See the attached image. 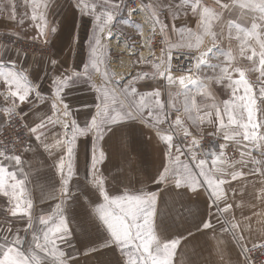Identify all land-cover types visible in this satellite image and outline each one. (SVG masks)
<instances>
[{"label": "snow or ice", "instance_id": "snow-or-ice-1", "mask_svg": "<svg viewBox=\"0 0 264 264\" xmlns=\"http://www.w3.org/2000/svg\"><path fill=\"white\" fill-rule=\"evenodd\" d=\"M27 3L37 33L30 39H40L47 47L50 36L58 35L61 25L49 26L43 10L50 7L48 0H27ZM9 8L6 19L15 23L14 0H9ZM75 8L82 16L91 18L87 49L80 56L78 37L73 35L68 49L77 53L75 61L53 59L55 53L46 57L58 73L51 80L50 96H44L39 85L30 79V69L18 66L17 60L11 58L13 50L17 57L21 54L20 49L11 47V37L16 33L4 34L9 43L3 45L5 55H0V87L3 89L0 91V125L4 126L0 133L9 128L26 129V138L34 140L37 147L42 146L53 158L60 187L58 196L55 190L49 193L58 202L49 211L37 215L27 188L25 161L16 149L17 143L26 144V138L19 134L15 139L0 138V198H3L0 216L7 224L6 228L0 226L3 233L0 264H80L79 250L87 254L96 252L97 247L119 252L114 264H176L184 237L180 232H169L165 236L160 231L159 193L141 188L137 192L125 189L123 194L113 195L101 172V165L106 162L102 144L116 138L120 146L126 148L129 140L123 130L131 128L136 121L154 128L161 142L160 165L148 179L157 187L160 184L174 186L173 190H179L177 195H200L202 189L208 198L209 218L201 215L195 225L197 230L214 231L219 226L222 233H231L236 238L243 264H257L252 253L259 249L264 256V243L247 247L241 224L234 217L231 220L226 217L234 207L229 203V190L236 191L233 182L252 176L264 178V0H215L214 6L204 0H182L164 6L141 0L135 8H128L127 0H76ZM125 8L128 19L124 23L134 27L140 38L139 48L124 41L132 50L131 55L140 52L130 67L145 66L150 71L120 75L109 70L111 56L107 38L112 36L116 18ZM137 12L143 14L145 25L149 26L147 34L145 26L132 19ZM181 12L188 19L196 18L195 27L181 20L179 39L173 42L177 27L166 20L177 21ZM237 12L239 19L250 17V23L226 19ZM19 23L23 24L24 20ZM225 28L228 29L227 39L238 41L236 49L223 48ZM206 38L209 43L205 46ZM157 46L158 55L154 52ZM144 48L148 49L147 54L140 51ZM241 60L247 63L242 64ZM61 68L64 70L60 71ZM207 70L211 75L203 78L198 75ZM177 72L181 74L176 75ZM93 73L98 74L99 81L93 79ZM248 73H255V80H250ZM145 80L157 86L150 91H140L143 87L140 82ZM82 83L90 84L95 92L94 109L85 105L83 124L78 121L79 113L74 111L72 103L65 102L73 91L71 85ZM214 85L224 89L226 99L217 100L212 91ZM165 93L167 100L162 98ZM201 97L210 103H201L198 99ZM46 101H50V106ZM41 105L45 106L43 112ZM181 111L185 118L179 115ZM173 112L176 113L174 118ZM204 125L213 127L209 135L219 136L223 142L216 150L198 153L201 139L193 129L203 131ZM180 132L183 144L179 142ZM89 138L86 176L91 187L86 188L79 180L74 182V177L79 170L78 142L88 144ZM31 140L27 141L25 152L32 150ZM229 150L238 152L239 159L230 156ZM257 198L264 199V188ZM213 207L217 211L216 225L211 219ZM76 208L85 210L86 223L77 218ZM185 211L192 214L191 208ZM14 223L22 224L23 228L14 229ZM89 225L95 236L89 232ZM65 246L71 251H66ZM260 264H264V260Z\"/></svg>", "mask_w": 264, "mask_h": 264}, {"label": "crops", "instance_id": "crops-1", "mask_svg": "<svg viewBox=\"0 0 264 264\" xmlns=\"http://www.w3.org/2000/svg\"><path fill=\"white\" fill-rule=\"evenodd\" d=\"M88 16H82L78 9L73 5L68 8L60 20L56 24L61 25L58 35L53 34L49 38L48 50L42 54H30L21 52L17 57L15 50L10 53L13 60H17L18 66H23L25 69H30V79L33 83L39 85L44 96H50L51 80L58 73L53 69L46 57L50 53H55L53 59L67 58L69 63L77 59V53L83 56L87 49L88 34L91 26V20ZM0 30V55H5L3 45L7 44L2 40V32ZM78 37L79 48L77 53L70 52L68 49L72 36ZM13 49H15L13 47ZM7 58V57H6ZM124 58V57H122ZM118 71L121 74L128 73L130 67L126 60L119 61ZM67 67V65H65ZM110 70L113 72V70ZM117 67V66H115ZM137 68V67H136ZM135 68L134 71H137ZM64 69L61 68L60 71ZM93 79L99 81L98 74L93 73ZM127 80L124 81L126 83ZM143 87L140 91H150L148 88L154 84L151 80L140 82ZM73 91L66 98L65 102H71L74 111H78V121L83 124L86 119L84 113L88 107L94 109L95 92L90 84L71 85ZM145 88V90H143ZM0 87V91H2ZM2 99V97H0ZM50 106V101L45 102ZM41 112L45 110V106L41 105ZM28 111L27 108L24 109ZM90 119V117H88ZM3 125H0L2 128ZM166 129V126H163ZM128 136V144L126 148H122L116 138L109 140L107 144H102L105 150L106 162L101 165V172L106 179V187L113 195L123 194L125 189L130 192H137L141 188L145 191L158 192L157 222L161 225L160 231L163 235L172 232H180L184 237L178 248L176 264H243V256L240 255V246L236 243V238L231 233H222L219 226L212 230H197L195 226L200 220L201 215L205 219L208 217L209 208L207 206V194L201 189L200 195L192 193H180L179 190H173L174 186L160 184L158 187L148 177L153 176L160 165V147L161 142L156 136V130L139 121H136L129 129L123 130ZM84 138H81L83 140ZM31 140V138L29 139ZM32 150L23 151L22 157L25 161L24 170L28 173L27 188L34 202L36 214L47 212L51 207L58 202L50 197L49 193L53 190L59 195L60 178L54 167L53 158L43 150L42 146L37 147L36 142L31 140ZM78 172L75 180L80 181L82 187L90 188L87 183L86 176V161L88 151L90 150L89 143L80 144ZM30 165V166H29ZM11 170V169H10ZM232 187L236 189L233 193L229 190V203L234 205L230 211L232 218L241 224L243 235L247 247H251L254 243L259 245L264 243V199H258L260 190L264 188V178L259 176L249 177L247 180L241 179L239 182H233ZM167 189V190H166ZM75 192L76 189L74 188ZM83 200V197L81 198ZM3 198H0L2 201ZM236 205H239L237 207ZM185 208H191L192 214L189 215ZM213 213L212 222L216 225V211L210 209ZM77 218L86 223V212L82 208H76ZM236 215V217H235ZM245 217L248 219L245 220ZM0 226L7 227L3 216H0ZM15 227L23 228L22 224H15ZM187 229V231H184ZM89 232L95 236L94 229L89 225ZM191 233V235H189ZM23 234V233H22ZM3 233L0 232V237ZM2 242V240H0ZM222 242V243H218ZM75 243V242H73ZM218 248L220 251H218ZM66 251H71L67 249ZM80 254L77 259L80 264H114V261L120 255L119 252L113 253L105 251L97 247L96 252H88L84 254V250L80 249ZM221 251L223 252V260L221 259ZM75 255L76 253L73 252Z\"/></svg>", "mask_w": 264, "mask_h": 264}, {"label": "rangeland", "instance_id": "rangeland-1", "mask_svg": "<svg viewBox=\"0 0 264 264\" xmlns=\"http://www.w3.org/2000/svg\"><path fill=\"white\" fill-rule=\"evenodd\" d=\"M135 0H127V7L130 8V4ZM138 2V5L141 3V0H136ZM16 4V11H17V22L12 23L9 22L6 17L9 15L10 8H9V0H0V30L2 32V40L6 43H9V39L4 35L7 32H14L16 33L15 36L11 37V41L13 42L11 44V47L15 49H20L21 52L24 53H30V54H42V52H46L48 50L47 47L44 46L43 41L40 39H37L33 41L30 39L31 37H34L37 35L35 28L32 25V21L30 20L31 16V7L27 3V0H14ZM76 0H48V3L50 7L47 9H43L47 13V20L49 22V26L55 25L57 20H60L63 16L64 12L70 8L71 5L75 7ZM118 2V0H117ZM145 2H149V0H145ZM152 3H155L159 6L167 5L168 3H180L182 0H151ZM205 3H207L209 6H214L215 0H204ZM190 12V10H189ZM139 15V16H138ZM239 13L237 12L235 15L232 16H226V19H232L236 20L237 23L245 24L246 22L250 23V17H245L244 19H239ZM91 20L90 17H87ZM162 19L165 17L162 16ZM24 20L23 24H20V20ZM128 19V12L127 8L120 14H118L116 20V27L113 30L112 36L107 38V43L110 45V52L109 55L111 56V63L109 66H111V69L113 72L117 74H121V72L118 71L119 61H122V59L126 60V63H128V67H130L131 62L136 60L137 57L140 55V52H137L136 55H131V49L127 48L125 46L124 41L127 40L129 44H134L137 48L140 46V38L136 31V29L132 26H130L127 23H124ZM132 19H134L137 23L142 24L145 26V34H147L148 25H145L144 22V16L142 13L137 12L133 15ZM181 20H187L189 27H195L196 18L188 19L184 16L183 12L180 13L179 19L177 21H172L170 18L166 20V23L169 25L175 24L177 27V34L172 35L173 42H176L179 39L178 31L181 28L180 21ZM92 25L88 28L91 30ZM227 31L228 29L225 28V34L226 38L223 41V48L227 49L228 47H232L236 49L238 47V41L235 39L228 40L227 39ZM122 33V35L118 34ZM233 37H235L236 33L235 30L232 32ZM209 40L205 39V46L208 45ZM144 54H147L148 49L144 48L140 50ZM154 52L158 55L159 54V46L154 48ZM124 57V58H122ZM184 58V57H181ZM239 59V57H237ZM242 64H246V61H240ZM117 66V67H115ZM137 67V68H136ZM135 68L140 71H150L149 67L145 66H136ZM135 68L130 67V71L135 73ZM110 70V67H109ZM111 71V70H110ZM112 72V71H111ZM176 75H180L181 73L177 72ZM201 78L211 75V71H202L198 74ZM248 78L250 80H255V73H248ZM157 86L155 84H151L148 88H151ZM145 90V88L143 89ZM175 89H173L174 91ZM212 91L215 94L218 101H222L223 99L227 98V95L224 92V89L221 88L219 85H214L212 87ZM164 100H167V94L165 93L162 97ZM201 103H210V101H207L204 98H198ZM173 118L175 117L176 113L173 112ZM182 118L184 117L183 111L179 113ZM167 128V125H164ZM194 134L197 135L198 139H201L202 147L197 149L198 153H202L204 151H211L216 150L218 148V144L222 141V138L219 136L209 135V133L214 131V128L209 125L203 126V131H200L198 129H193ZM179 136V142L184 143L182 132L178 133ZM229 155L233 156L235 159H239V154L235 150H229ZM223 207V204L220 205ZM215 211L216 208L214 207ZM231 211V210H230ZM217 214V211H216ZM236 217V215H235ZM225 217H221V219H224ZM229 220L232 219V216L230 212L227 214V217Z\"/></svg>", "mask_w": 264, "mask_h": 264}, {"label": "built area", "instance_id": "built-area-1", "mask_svg": "<svg viewBox=\"0 0 264 264\" xmlns=\"http://www.w3.org/2000/svg\"><path fill=\"white\" fill-rule=\"evenodd\" d=\"M137 6H138V2L136 0L133 1L130 4V8H135ZM181 59L184 60L185 64L188 63L186 58H181ZM17 134H19V136L21 138H26V129L22 131L19 127L15 128L14 130L9 128L7 131H4V132L0 133V138H9V137H11L12 139H15ZM29 139L30 138H26V144L25 145H21L20 143L16 144L17 154H21L22 155V153L24 151V147L27 146V141ZM251 247H249V248H251ZM252 255H254L256 257L257 264H260L261 260H264V256H262L261 251L259 249L257 251H255L254 253H252Z\"/></svg>", "mask_w": 264, "mask_h": 264}, {"label": "bare ground", "instance_id": "bare-ground-1", "mask_svg": "<svg viewBox=\"0 0 264 264\" xmlns=\"http://www.w3.org/2000/svg\"><path fill=\"white\" fill-rule=\"evenodd\" d=\"M139 16V15H138Z\"/></svg>", "mask_w": 264, "mask_h": 264}]
</instances>
